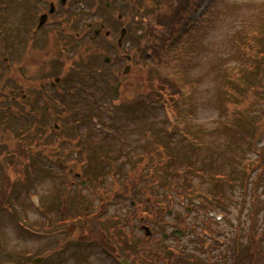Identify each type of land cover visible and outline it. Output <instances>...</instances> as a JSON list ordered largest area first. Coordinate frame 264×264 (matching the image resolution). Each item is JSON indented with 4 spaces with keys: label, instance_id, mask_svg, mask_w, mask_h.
Returning <instances> with one entry per match:
<instances>
[{
    "label": "rangeland",
    "instance_id": "1",
    "mask_svg": "<svg viewBox=\"0 0 264 264\" xmlns=\"http://www.w3.org/2000/svg\"><path fill=\"white\" fill-rule=\"evenodd\" d=\"M179 1L141 0V80L127 96L141 99V115L132 112L141 120L121 111L122 105L110 109L97 103L91 93L81 91L66 101L67 138L78 133L86 139L66 141L71 148L65 161L87 184L65 185L59 156L53 148L47 151L42 139L36 137L39 149L19 152L5 136L8 129H0V264H32L35 258L39 264H119L145 241L141 222L152 233L149 248L162 251L151 264H172L168 249L174 247L178 258L187 260L178 264H250L255 255L250 226L264 255V176L254 182L258 152H264V0H185L178 17L187 21L175 25L160 58H150L143 50L148 28L168 11V2L175 8ZM131 44L129 54L139 42ZM156 77L174 80L180 89L176 114L165 91L158 96L166 107L155 106L150 92L152 86L160 90ZM90 116L96 120L82 121ZM19 140L32 142L30 136ZM55 140L50 137V144ZM228 174L233 177L223 183L222 199L215 200L219 184L214 181ZM129 180L136 185L122 190ZM92 196L110 198L98 223L110 249L92 232L79 236L94 210L85 197L94 198V206ZM202 200L209 202L206 210L195 205ZM65 201L69 211L63 214L59 204L64 209ZM123 208L128 210L124 218ZM69 220L76 226L67 228ZM114 225L123 226L126 238L118 233L109 238ZM180 229L179 237L161 242L163 233ZM141 253L149 261L151 254ZM130 262L140 264L135 258Z\"/></svg>",
    "mask_w": 264,
    "mask_h": 264
},
{
    "label": "flooded vegetation",
    "instance_id": "2",
    "mask_svg": "<svg viewBox=\"0 0 264 264\" xmlns=\"http://www.w3.org/2000/svg\"><path fill=\"white\" fill-rule=\"evenodd\" d=\"M0 18V129H8L5 136L15 141L19 152L23 147L34 150L39 146L36 137L42 139L47 151L53 148L59 156L57 164L64 172L65 185L73 186L77 181L87 184L81 171L79 174L65 161L71 148L65 147L66 141L71 144L86 139L78 133L67 138L62 125L69 115L66 101L83 91L110 109L117 104L122 105L121 111L141 115V99H127L135 90L131 88L134 81L141 80V0H0ZM135 39L139 46L129 54ZM89 119L96 120L90 116L82 121ZM23 136H30L32 142L19 140ZM50 137L56 139L54 144H50ZM92 197L95 208L94 198L85 197L94 210L85 221V230L79 233L81 237L88 234V222L104 213L110 202L109 196ZM59 210L63 214L69 211L66 201L64 209L59 204ZM122 211L124 218L128 210ZM70 223L67 228L72 227ZM143 226L141 222V229ZM112 228L114 233L109 238L115 233L126 238L122 225Z\"/></svg>",
    "mask_w": 264,
    "mask_h": 264
},
{
    "label": "trees",
    "instance_id": "3",
    "mask_svg": "<svg viewBox=\"0 0 264 264\" xmlns=\"http://www.w3.org/2000/svg\"><path fill=\"white\" fill-rule=\"evenodd\" d=\"M182 3L184 4V1H179L178 2V6L173 7V3L168 2L165 7H167L168 11H165L163 13H160V15L158 16L157 20H156V24L152 25V27L148 28V33H147V38L145 40V46L143 48V50L145 52L148 53V56H150L153 59H159L160 58V54L163 51V49H165V46L167 44V42L170 41V39L173 37L174 33H175V25H177L180 20L178 17V10L181 8ZM154 82L156 83V88L159 87L160 90L158 91H153V86H152V91L150 92L151 96L153 99L155 100H160L161 97H159V93L160 91H164L166 92V96H168L169 99H175L178 98L180 96V89L178 88L176 82L167 78H161V77H156L154 78ZM168 105L170 108H172L175 112L177 111V106L173 105L171 102L169 103L168 101ZM259 162L258 164V173H257V177L255 179V183H257V181H259L260 178H262V176H264V152L258 153V157ZM135 169V166L132 168ZM136 170V169H135ZM252 171V170H250ZM219 176V175H217ZM220 177V176H219ZM216 177L217 180H215V184H219L216 185V189L214 192L215 193V197H213L215 200L217 199H222V186L224 182H230V177L232 178L233 175H227V178L222 179L221 181L219 180L220 178ZM159 180V179H157ZM161 180V179H160ZM219 182V183H218ZM144 189L149 190L148 186H145ZM125 190H127V188H125ZM200 191V189H199ZM3 200L4 199H0V208L3 206ZM253 200V199H251ZM253 202V201H252ZM218 206H220V204H216ZM201 206V205H200ZM205 207V206H204ZM214 211V210H213ZM100 216L98 215V217H94L92 218L87 225L86 230L88 231L87 236L92 235L90 232H92L94 235H97V237H95V239L97 240L98 243L102 244L106 249H110L111 246H109L108 242L106 241V234L103 231L102 227L99 226V219ZM211 219V221H213V218H209ZM75 222L70 223V225L73 226ZM206 231V230H205ZM215 231V230H214ZM253 231L254 229L252 228V226H250V230H249V237H250V241L249 244H251V250L252 252L255 253L254 255V261L253 263L255 264H264V255L263 252H261L260 250V246L258 244V242H256L253 239ZM209 232H211L209 230ZM208 231H206L205 233H209ZM161 239V238H160ZM149 241L150 238H145L144 242H141L140 244H138L134 249L129 251V254L127 255L128 258H130L131 260H134V258L136 260H138V262L140 264H151V262L155 259L158 258L161 255V249L159 247L156 248H149ZM161 242H163V240H161ZM112 241L110 243V245H112ZM113 250V248H112ZM141 252H146V253H150L151 257L149 259V261H144V259H142ZM180 250L175 248L174 249H168V254H170L171 258V263L172 264H178L177 262L181 263L183 261H187L183 256H181L180 258H178V256L180 255Z\"/></svg>",
    "mask_w": 264,
    "mask_h": 264
},
{
    "label": "water",
    "instance_id": "4",
    "mask_svg": "<svg viewBox=\"0 0 264 264\" xmlns=\"http://www.w3.org/2000/svg\"><path fill=\"white\" fill-rule=\"evenodd\" d=\"M113 98L115 99V96L113 95ZM145 230V235L146 236H149L150 233H149V229L147 227L144 228ZM181 235V231H174L171 233V236H180ZM121 264H129V262L126 260V259H121L120 260ZM40 261H34L33 264H39Z\"/></svg>",
    "mask_w": 264,
    "mask_h": 264
}]
</instances>
